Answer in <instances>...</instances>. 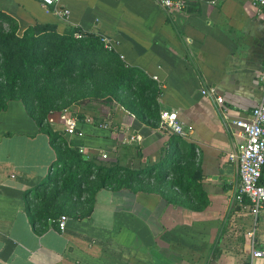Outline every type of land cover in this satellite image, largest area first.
<instances>
[{
    "label": "crops",
    "instance_id": "1",
    "mask_svg": "<svg viewBox=\"0 0 264 264\" xmlns=\"http://www.w3.org/2000/svg\"><path fill=\"white\" fill-rule=\"evenodd\" d=\"M56 8L67 13L39 0H0L18 35L51 23L59 34L70 25L105 38L120 63L159 91L147 110H158L159 119L173 112L183 136L118 105L113 114L110 106L106 122L61 115L38 127L21 100H6L0 109V264H264V206L253 218L247 201L233 202L238 176L230 158L241 145L231 121L260 101L264 10L256 12L252 0H190L180 8L154 0H59ZM209 86L222 104L201 94ZM46 127L87 157L100 160L104 153L106 161L138 171L128 187L96 190L83 215H66L62 230L51 219L33 225L24 211L56 159ZM171 135L179 140L170 145ZM166 142L183 143L175 149L185 176L198 170L203 204L173 187L169 172L151 166Z\"/></svg>",
    "mask_w": 264,
    "mask_h": 264
},
{
    "label": "trees",
    "instance_id": "2",
    "mask_svg": "<svg viewBox=\"0 0 264 264\" xmlns=\"http://www.w3.org/2000/svg\"><path fill=\"white\" fill-rule=\"evenodd\" d=\"M0 23H4L6 26V30L0 29V76L4 78L5 83L15 84L19 79H24L26 74L38 68H43L47 71L62 70L65 76L70 70L75 72L78 61L86 59L91 52L108 53L114 56L115 64L121 72L119 75L120 81L116 84L115 89L122 87L121 82L123 81L132 83L135 80H139L141 91L151 93V96L141 98L138 103L140 106L136 105L137 109L133 110L135 118L145 120L147 124L152 125L158 122V110L149 112L147 109L151 106L154 109L155 97L159 94V91L153 87L150 80L142 78L143 75L138 70L125 67L120 63L113 51L106 50L96 35L70 25H67L62 33L59 34L56 32L55 24L51 23H35L27 26L18 35L16 34L18 29L16 22L1 12ZM112 93L114 95L115 91H112ZM9 99L21 100L36 125L40 127L43 124L42 118L38 119L34 116L24 96H9L0 100V109L4 107L5 101ZM122 106L129 108L128 105L122 104ZM78 118L84 120L82 115H79ZM105 119L94 117L93 122L96 124L98 122H106ZM42 130L49 137L56 159L51 165L52 170H50V173L32 189L30 199L38 202L39 206L36 209H32L29 200L24 202V211L33 225L38 222H45L48 219H51L54 224V220L61 213L51 207L52 203L62 190H67L68 193L75 192L76 183L80 177L87 178L94 175L96 182L91 187V190L89 187L86 188L89 191L90 198H92L94 192L100 188L118 189L122 186L128 187L129 176L138 172L126 165H120L117 160L100 161L94 157L83 159L80 157V152L76 148L68 146L57 132L52 131L48 127ZM172 140L176 142L179 139L171 135L168 144L171 145ZM166 144L167 142L160 151V161L156 165L151 166L163 172H169L173 177L171 183L173 187L181 192H190L193 200L203 204L204 196L198 190L197 184H195L198 170L192 176H185L184 167L180 163L182 158L181 150H179L180 148L175 149L176 147H182L183 143L176 147L173 145L166 147ZM64 154L68 155V157H63ZM171 157L175 159L170 161ZM151 166H148V172L152 169ZM122 173L127 174L128 177H125ZM53 179H60L61 185L52 189L46 197H43L41 192L48 190V184ZM262 182H264L263 179ZM88 203L90 202L88 201Z\"/></svg>",
    "mask_w": 264,
    "mask_h": 264
},
{
    "label": "rangeland",
    "instance_id": "3",
    "mask_svg": "<svg viewBox=\"0 0 264 264\" xmlns=\"http://www.w3.org/2000/svg\"><path fill=\"white\" fill-rule=\"evenodd\" d=\"M0 29L6 30L4 23H0ZM115 63L111 54L91 52L86 59L78 61L75 72L70 70L65 76L62 70L47 71L38 68L12 85L5 83L4 78L0 76V100L9 96H24L34 116L42 118L44 123L47 122L46 118H55V121L59 122L61 115L65 116L67 121L79 119L78 116L82 115L84 120L93 122L94 117L105 119L110 106L114 109L110 111L113 114L117 105L124 108L122 104L128 105L129 108L124 109L134 114L133 110L137 109L136 105L141 98H147L151 93L141 91L139 80L132 83L123 81L122 87L115 89L121 73ZM112 91H115L114 95ZM63 157L68 155L64 154ZM80 157L91 158L84 152H80ZM100 161H106V158ZM95 182L94 175L80 177L75 192L68 193L67 190H62L51 207L61 214L83 215L91 199L86 188L89 187L91 190ZM60 185V179H53L48 184V190H43L41 194L46 197L52 189ZM29 202L32 209L39 206L34 200L30 199Z\"/></svg>",
    "mask_w": 264,
    "mask_h": 264
},
{
    "label": "built area",
    "instance_id": "4",
    "mask_svg": "<svg viewBox=\"0 0 264 264\" xmlns=\"http://www.w3.org/2000/svg\"><path fill=\"white\" fill-rule=\"evenodd\" d=\"M164 8H180L186 1L190 0H154ZM205 1L210 4L216 3L218 0H191ZM43 7H54V11L58 14H66V9L56 8L59 0H39ZM252 4L256 12L264 10V0H252ZM100 42L106 50H112L108 41L99 37ZM121 58V56H119ZM260 101L249 109L243 118H236L231 123L238 129V136L241 138V145L237 152L231 155L237 168L238 183L233 195V202L241 204L247 201L249 211L253 218L257 216L259 209L264 206V182H262V168L264 166V70L260 73ZM201 94L206 95L216 103L222 104L223 100L214 87H205L200 90ZM164 117L160 118L157 126L161 129L173 132L183 136L182 126L176 120L173 112L165 111ZM68 132H73L68 129ZM106 155L101 154L100 159L104 160ZM66 215L61 214L55 220L54 224L58 230H62ZM260 251H252V255L259 256Z\"/></svg>",
    "mask_w": 264,
    "mask_h": 264
},
{
    "label": "water",
    "instance_id": "5",
    "mask_svg": "<svg viewBox=\"0 0 264 264\" xmlns=\"http://www.w3.org/2000/svg\"><path fill=\"white\" fill-rule=\"evenodd\" d=\"M263 180H264V166H263V172H262Z\"/></svg>",
    "mask_w": 264,
    "mask_h": 264
}]
</instances>
